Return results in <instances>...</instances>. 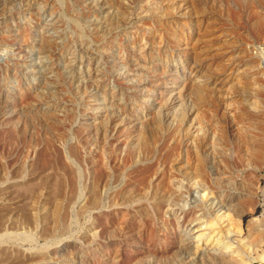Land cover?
<instances>
[{
	"label": "rangeland",
	"instance_id": "rangeland-1",
	"mask_svg": "<svg viewBox=\"0 0 264 264\" xmlns=\"http://www.w3.org/2000/svg\"><path fill=\"white\" fill-rule=\"evenodd\" d=\"M263 232L264 0H0V264Z\"/></svg>",
	"mask_w": 264,
	"mask_h": 264
},
{
	"label": "bare ground",
	"instance_id": "bare-ground-1",
	"mask_svg": "<svg viewBox=\"0 0 264 264\" xmlns=\"http://www.w3.org/2000/svg\"><path fill=\"white\" fill-rule=\"evenodd\" d=\"M208 226H213V222L208 223ZM200 228H203V226ZM194 229L195 226L191 230L194 231ZM262 234L264 235V232ZM262 240L264 241V236ZM210 242L213 247L210 252V258L220 261L218 262L219 264H264V245L260 249H253L248 252L240 245L230 242L226 238L210 239ZM191 247L194 248L195 244H191Z\"/></svg>",
	"mask_w": 264,
	"mask_h": 264
}]
</instances>
